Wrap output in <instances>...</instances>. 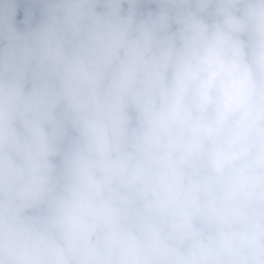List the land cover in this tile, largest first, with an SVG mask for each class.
Instances as JSON below:
<instances>
[{
	"label": "clouds",
	"instance_id": "obj_1",
	"mask_svg": "<svg viewBox=\"0 0 264 264\" xmlns=\"http://www.w3.org/2000/svg\"><path fill=\"white\" fill-rule=\"evenodd\" d=\"M0 264H264V0H0Z\"/></svg>",
	"mask_w": 264,
	"mask_h": 264
},
{
	"label": "trees",
	"instance_id": "obj_2",
	"mask_svg": "<svg viewBox=\"0 0 264 264\" xmlns=\"http://www.w3.org/2000/svg\"><path fill=\"white\" fill-rule=\"evenodd\" d=\"M16 19H17V21H20V20L23 19V13H22V11H18Z\"/></svg>",
	"mask_w": 264,
	"mask_h": 264
}]
</instances>
